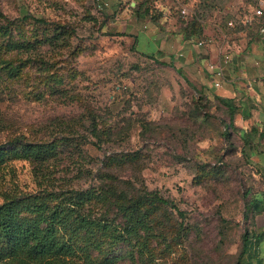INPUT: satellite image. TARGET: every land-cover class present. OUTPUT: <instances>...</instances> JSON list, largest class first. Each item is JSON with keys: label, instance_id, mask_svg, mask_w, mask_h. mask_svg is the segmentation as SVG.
<instances>
[{"label": "rangeland", "instance_id": "rangeland-1", "mask_svg": "<svg viewBox=\"0 0 264 264\" xmlns=\"http://www.w3.org/2000/svg\"><path fill=\"white\" fill-rule=\"evenodd\" d=\"M254 4L0 0V144L15 140L2 150L0 203L11 196L28 225L34 205L65 208L60 234L72 249L61 264H236L245 203L264 183L209 64L227 21ZM151 192L174 207L151 205ZM120 194L148 209L132 239L113 244L110 231L79 224L78 213L134 220Z\"/></svg>", "mask_w": 264, "mask_h": 264}, {"label": "trees", "instance_id": "trees-1", "mask_svg": "<svg viewBox=\"0 0 264 264\" xmlns=\"http://www.w3.org/2000/svg\"><path fill=\"white\" fill-rule=\"evenodd\" d=\"M149 10H145L147 15ZM33 18L35 22L44 23L45 21L36 17ZM264 20V17L261 18ZM188 39H193L195 36L200 35V31L191 30L189 33H185ZM151 56V54H148ZM180 76L184 80L188 81L184 72L180 68H176ZM222 105L226 107L229 115V128L232 131H240L241 146L239 147L243 152L249 150H258L259 143L254 137H262V133L259 132L257 127L247 129L245 126L237 125L233 116L239 113L243 120L247 119L249 114L245 113L243 107L236 105V102L232 99L217 96ZM96 129V128H95ZM93 129V130H95ZM15 140L7 143L0 144V162L3 160L2 150L5 146L13 144ZM248 157L243 158L247 163ZM258 174V173H257ZM261 178V177H260ZM261 184L264 183V176H262ZM249 194V190L245 195ZM124 198L121 202L119 209L125 215L134 217L135 219L123 226H113L108 220L89 219L84 215L78 213L77 219L79 224L86 228L90 225L100 227L101 230L110 231L113 244L119 243L127 238H131V233L134 229V225L143 226L144 219L148 216V209L142 211L141 198H130L120 194ZM146 199L149 200L151 205L157 204L160 206H170L173 208V204L169 200L159 196L156 193H148ZM246 212L245 217H249L248 226L244 228L242 233V248L236 259V264H252L253 255L249 252L253 247L254 240L259 241L257 226L255 219L258 215L264 212V187L260 191L252 193L245 203ZM65 208H60L59 205L53 207H47L44 204H37L31 207V212L38 213V220L36 225H28L23 223L19 219V213L16 210L15 201L11 196H7L5 200L0 203V264H61L65 256L70 255L71 245L64 240L60 234L61 227L64 228V215ZM70 209V208H68ZM72 209H70L71 211ZM74 212L77 210L73 209ZM180 215H184V212L179 211ZM40 223H44L41 225ZM61 225V227H60ZM132 239V238H131Z\"/></svg>", "mask_w": 264, "mask_h": 264}, {"label": "crops", "instance_id": "crops-1", "mask_svg": "<svg viewBox=\"0 0 264 264\" xmlns=\"http://www.w3.org/2000/svg\"><path fill=\"white\" fill-rule=\"evenodd\" d=\"M258 24L252 27L232 28L230 36L227 37V44L218 54L212 56V62L221 66L224 70L226 82L215 89L217 94L233 99L236 105L243 107L245 113L249 114L244 124L247 129L257 127L259 132L264 131V34L258 32ZM185 42V41H184ZM193 42L187 41L185 44ZM214 47L211 48V52ZM239 84H244L241 88ZM259 143L258 150H251L250 154L255 162L253 165L262 178L264 176V135L254 137ZM255 223L259 241L254 240L250 253L253 255L252 264H264V212L256 217Z\"/></svg>", "mask_w": 264, "mask_h": 264}, {"label": "built area", "instance_id": "built-area-1", "mask_svg": "<svg viewBox=\"0 0 264 264\" xmlns=\"http://www.w3.org/2000/svg\"><path fill=\"white\" fill-rule=\"evenodd\" d=\"M254 5L255 6L252 7V10L249 13L238 17H231V19L227 21L228 29L236 27L247 29L257 23L259 26L258 32L264 34V20H261V18L264 17V0H255ZM183 12L186 13V10H183ZM208 42L210 44L211 40H208ZM197 43L199 47L206 44L204 41H198ZM209 70L214 74L213 76L218 79V81L215 82V85L219 86L220 80L223 79L225 75L223 68L212 62L209 64Z\"/></svg>", "mask_w": 264, "mask_h": 264}]
</instances>
